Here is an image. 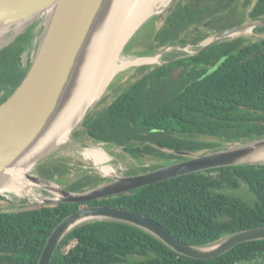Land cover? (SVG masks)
Masks as SVG:
<instances>
[{"label":"trees","instance_id":"obj_1","mask_svg":"<svg viewBox=\"0 0 264 264\" xmlns=\"http://www.w3.org/2000/svg\"><path fill=\"white\" fill-rule=\"evenodd\" d=\"M251 2L246 0L245 6ZM185 13L179 6L174 21L165 26L174 30L159 32L155 48L177 42L186 28L182 24ZM250 19L264 20V0H258ZM32 32L29 28L0 51V105L28 72L20 56L33 39ZM256 32L264 34V26ZM206 38L199 36L195 41ZM137 74L142 77L108 106L102 107L103 99L85 117V132L73 134L77 140L87 135L98 144L122 148L141 163L166 160L129 174L149 172L181 159L167 150L202 153L264 138V39L239 38L154 69L142 67ZM204 136L215 140L209 142ZM38 173L65 184V167H39ZM107 181L87 175L67 189L83 192ZM242 186L251 195L249 199L235 194ZM90 206L130 210L158 222L184 243L209 245L264 227V164L185 175L89 203L0 209V264H38L54 229L67 216ZM263 255L264 240L241 244L215 259H192L130 224L99 221L68 234L52 264H248Z\"/></svg>","mask_w":264,"mask_h":264},{"label":"water","instance_id":"obj_2","mask_svg":"<svg viewBox=\"0 0 264 264\" xmlns=\"http://www.w3.org/2000/svg\"><path fill=\"white\" fill-rule=\"evenodd\" d=\"M154 1L157 4L161 0H147L143 5L151 6ZM175 2L176 0H169L160 12L151 14L139 24L125 42L121 57L131 56L142 59L134 50L127 52L129 42L143 26L148 24V20L155 18L161 21L163 16L160 15L170 11L176 5ZM115 3L116 0H0V51L10 45L9 41L24 33L26 27L38 17H44L46 24L38 45L37 34L41 25L31 27L33 39L20 56L21 66L28 69V72L20 86L0 105V188L8 181L7 175L10 171L19 166L27 154L50 131L68 99L70 89L72 90L75 85L80 69L85 64L93 35L108 17ZM262 26L264 20L253 25L252 31ZM246 29H248L246 25H240L221 31L214 38L191 44L198 49L188 52V56H196L230 38L245 34L243 31ZM236 33L238 34L234 36ZM180 48V46H168L165 52ZM115 77L106 87V91ZM101 98L88 110L79 124L82 125L85 117L96 107ZM77 126L70 133V142ZM73 139L77 146L83 144L82 140ZM179 153L189 158L149 172L122 176L117 174L105 176L100 172V175L109 177L105 178L109 181L83 192L70 191L58 181L44 177L34 170L46 154L25 174L26 181L35 185L32 187L31 195L21 196L4 191L0 192V199H10L9 201L13 202L12 196H15L22 201V206L32 207L83 204L119 196L185 175L244 164L262 165L264 162L244 159L264 153V138L238 143L232 148L221 147L195 155L189 152ZM47 184L57 188L62 198L56 200L55 193L49 190ZM99 221L130 224L151 234L176 253L197 260L215 259L241 244L264 240V227H258L235 233L209 245L195 246L184 243L164 226L139 213L118 207L90 206L67 216L54 229L47 239L38 264H52L57 249L68 234L84 224Z\"/></svg>","mask_w":264,"mask_h":264},{"label":"bare ground","instance_id":"obj_3","mask_svg":"<svg viewBox=\"0 0 264 264\" xmlns=\"http://www.w3.org/2000/svg\"><path fill=\"white\" fill-rule=\"evenodd\" d=\"M146 1L116 0L110 14L104 19L92 37L85 64L80 69V74L73 89H70L62 111L48 134L27 154L20 165L7 175L8 181L0 188L1 193L7 191L21 196L31 195L32 187H35V185L26 181L25 174L37 160L68 144L71 131L81 122L88 110L103 96L110 81L132 66L158 62L159 57H145L144 59H136L131 56L121 57L125 42L139 24L151 14L160 12L163 6L169 2V0H161L160 3L155 4L154 1L153 5L144 6L143 3ZM243 32H252V27ZM237 34H234V36ZM81 153L85 159L92 160L96 165H102L100 172L105 176H116L114 166H104L112 160V156L104 149H85L81 150ZM244 160L264 162V153ZM46 186L51 192L55 193L56 200L62 198L57 188L49 184Z\"/></svg>","mask_w":264,"mask_h":264},{"label":"rangeland","instance_id":"obj_4","mask_svg":"<svg viewBox=\"0 0 264 264\" xmlns=\"http://www.w3.org/2000/svg\"><path fill=\"white\" fill-rule=\"evenodd\" d=\"M178 1L179 0H176L175 4ZM208 5H209V3L206 2L205 6L208 7ZM238 6H239V11L242 13H239L237 15V17L232 16L230 18H228V17L224 18L220 22L219 25L218 24L210 25L209 28H206L205 30H203L204 31L203 35L208 36L207 39L214 38L217 36L218 33L221 32V30H224L226 28L231 29L232 27L240 24L239 21L243 22L244 23L243 25H246L248 28H250L253 25L260 22V21L259 22H253L250 19L249 15H250V9L252 7L245 9L243 7L242 2H239ZM166 13L167 12H164V14H162L160 16H163V18H164ZM197 14H198V18H199V15H201L200 17H203L202 16V9H199ZM194 15H196V14H192V17ZM152 19H155V18H152ZM39 25H41V29L39 30V32L37 34L38 35L37 45L43 37V31H44L45 25H46L45 24V18L44 17H41V18L38 17L35 21L30 23L26 27V30H28L31 27H36ZM157 26H158V28L162 27V22L158 23ZM153 31H154V28H153L152 22L143 26V28H141L139 30V32L136 34V36L129 42L127 52L129 49L136 48L138 45V42L141 39L146 41V39L151 36L150 34H152ZM255 31L256 30H254L250 33L242 34V35L237 36L235 38H230L228 41H234V40H237L239 38H245V39L252 40V41H259L261 39H264V34L257 33ZM151 38H152V36H151ZM14 40H15V38H14ZM14 40L12 39L11 41H9V44H11ZM147 40H149V39H147ZM145 41L142 42L141 44L146 45V43H148V41L147 42H145ZM166 48L165 49L159 48V49H155L154 51L150 50L149 53H151V54H149V55H138V56L142 57V59H144L145 57L146 58H156V57L160 56L161 53H166L165 52ZM186 50L188 52L197 51V49L196 50L186 49ZM188 52H186V53H188ZM180 53L178 51L172 49L171 51H169V54L172 55L170 57L165 58V56L164 57L160 56L157 63L140 64V65L132 66L129 69L125 70L124 72L118 74L115 77V79L111 82L107 91L103 94V96L101 98V100L105 99V104H103L102 107L108 106L113 101V99L116 98V96L119 95L125 88L130 86L132 83H135L138 79H140L142 77V75L137 74V71L140 68L149 67L151 69H154L156 67L162 66L168 59H170L172 57H176L178 55L184 56V54H186L185 52H180ZM192 56H194V55H192ZM74 131L83 133V132H85V128L81 124H79ZM73 138L74 137L71 136L72 140H71V142L69 141L67 145L61 146L58 150H55L54 152L52 151L51 153L47 154L46 157L37 164V166L34 170L38 171L39 167H50V168H53L55 166L65 167L66 175L64 176V180H65L64 186L67 188L71 184H73L74 182L82 179L83 177H85L87 175H99L100 177H102L104 179L109 178V177H105L104 175H100V168L103 166L102 165L101 166L95 165L92 160L85 159L82 156L81 150L94 149V148L104 149L106 152H108L112 156V160L110 162L106 163L104 166H109V165L114 166V168L116 169V174L121 175V176L122 175H132L129 173L131 171L136 170L137 168H140V167L152 168L153 166H156L157 164L161 163V162L159 163V161L155 160V159H146L143 161V163H141V162L133 159L122 148H118L115 146H107L106 144H98L94 141V139H92L90 136H87V135L84 138L80 137V139L83 141V144L81 146L78 145L79 146L78 147L76 145L75 141L73 142V140H74ZM204 139L207 141L215 140V138H213V137L212 138H204ZM76 141H78V140H76ZM235 145L236 144H231V145L228 144V145H224L223 148H232ZM167 152L173 153L171 151H167ZM162 162H164V161H162ZM172 162L173 161H171V163ZM231 194H234V192H231ZM235 194H237L238 196L244 197L245 199H249V197H251V195H249L247 193V188H245L244 186H242L240 191L238 193H235ZM8 197L10 198V196H8ZM12 197H13V202H10L9 201L10 199L9 200L0 199V209L5 210V209L14 208V207H16V208L22 207V205H21L22 201L20 199L16 198L15 196H12ZM136 259H140V258H136ZM245 264H247V263H245ZM248 264H264V255L261 256L258 259V261L253 262V263H248Z\"/></svg>","mask_w":264,"mask_h":264},{"label":"flooded vegetation","instance_id":"obj_5","mask_svg":"<svg viewBox=\"0 0 264 264\" xmlns=\"http://www.w3.org/2000/svg\"><path fill=\"white\" fill-rule=\"evenodd\" d=\"M206 2L209 3L208 7L205 6ZM239 2L243 3V7L245 9L252 7L250 9V13H251L253 7L256 5L258 0H252L249 7L245 6L246 0H179L176 3V5L170 11H168L166 13L165 17L162 18L161 21H157V19L148 20V24L151 22L153 23L154 31L152 32V34H150L152 36V38L150 36L149 38H147L149 40L146 39L145 42L148 41V43L146 45H143L140 43V45L138 47H136V49H129L128 52L131 50H134V52L138 55H149V54H151V53H149L150 50L154 51L155 49H159L158 47L155 48L157 45V43L155 42L156 41L155 36H158L157 34H159V32H161L163 29L167 28L165 26L168 25L167 24L168 21H171V22L174 21V19L176 17L175 11L178 9L179 6H181L183 8V10L186 9V12L188 14V15H186V13H185V20L182 23V24L186 25L185 26L186 28L184 30H181L182 32L180 33V36L178 37L177 42L174 43V45H170V46H174V47L180 46L181 48L179 50H176L179 53L180 52H185V53L188 52V51L181 50L184 48L196 50L198 48L192 47L191 44L198 43L195 41V38H198L199 36L203 37V33H201L203 30H205L206 28H209V26L212 24H218L219 25L220 22L226 17H228V18H230L232 16L237 17V15L239 13H242L239 11V6H238ZM225 3H227L228 5L227 6L224 5ZM199 9H202V16L203 17H200L201 15H199V18H198L197 13H198ZM192 14H196V15H194L192 17ZM160 22H162V27L158 28L157 24ZM239 22L241 24L236 25L234 27H237V26L244 24L241 21H239ZM234 27H232V28H234ZM167 29L174 30L171 27H169ZM226 29H230V28H226ZM221 31H223V30H221ZM226 42H230V41H226ZM223 43H225V42H223ZM166 47H168V46H164L162 48L165 49ZM160 55H161V57L165 56V58L172 56L169 54V52H166V53H163ZM189 57H193V56H188V53L184 54V56L178 55L176 57H172V58L168 59L164 64L170 63L172 61L180 60V59L189 58ZM203 138H212V137L211 136L210 137L204 136V137H202V139ZM167 151H171V150H167ZM171 152L176 154L177 157H181L180 160H176L173 162L183 161V160H186L187 158H189L185 155L180 154L179 152H174V151H171ZM182 152H188V151H182ZM189 153H191V152H189ZM192 154L195 155L198 153H192ZM161 159H163V158H161ZM161 159L159 160V163L161 162L160 164L166 163V160H164V159L161 160ZM155 160H157V159H155ZM162 161H164V162H162Z\"/></svg>","mask_w":264,"mask_h":264},{"label":"crops","instance_id":"obj_6","mask_svg":"<svg viewBox=\"0 0 264 264\" xmlns=\"http://www.w3.org/2000/svg\"><path fill=\"white\" fill-rule=\"evenodd\" d=\"M226 30H228V29H226ZM223 31H225V30H223ZM201 33H204V31H202ZM203 36H204V35H203ZM205 36H206V35H205ZM148 38H149V37H148ZM206 39H207V38H206ZM143 41H145V40H142V39H141L138 43L140 44V43H142ZM202 41H204V40H202ZM202 41H201V42H202ZM198 43H199V42H198ZM137 47H138V45H137ZM134 49H136V48H134Z\"/></svg>","mask_w":264,"mask_h":264}]
</instances>
